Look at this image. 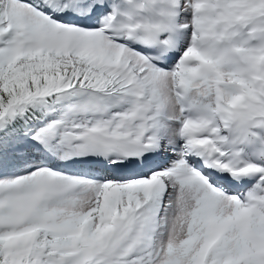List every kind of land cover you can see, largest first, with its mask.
Returning a JSON list of instances; mask_svg holds the SVG:
<instances>
[{"label": "snow or ice", "instance_id": "6c2138e0", "mask_svg": "<svg viewBox=\"0 0 264 264\" xmlns=\"http://www.w3.org/2000/svg\"><path fill=\"white\" fill-rule=\"evenodd\" d=\"M0 264H264V0H0Z\"/></svg>", "mask_w": 264, "mask_h": 264}]
</instances>
